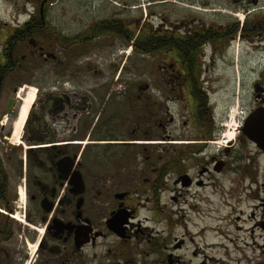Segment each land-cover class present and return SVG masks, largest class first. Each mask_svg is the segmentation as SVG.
I'll return each instance as SVG.
<instances>
[{
  "label": "flooded vegetation",
  "instance_id": "1",
  "mask_svg": "<svg viewBox=\"0 0 264 264\" xmlns=\"http://www.w3.org/2000/svg\"><path fill=\"white\" fill-rule=\"evenodd\" d=\"M25 1L0 27V264H264V148L242 131L264 87L235 127L248 163L214 141L200 58L264 55V0ZM129 52L158 56L135 97L91 57ZM211 172L249 182L219 219L192 193Z\"/></svg>",
  "mask_w": 264,
  "mask_h": 264
},
{
  "label": "rangeland",
  "instance_id": "2",
  "mask_svg": "<svg viewBox=\"0 0 264 264\" xmlns=\"http://www.w3.org/2000/svg\"><path fill=\"white\" fill-rule=\"evenodd\" d=\"M123 1L128 4L134 5L135 8H132L131 6L133 12L132 10H130L131 12H129V15H134L135 17H137L139 14L136 9L138 8L137 6L139 4V1L141 0ZM25 2V0H0V27L3 26L2 22L6 20L5 17L7 16H24L30 14L22 8V6L26 4ZM27 8L28 11L33 10V8L29 5H27ZM91 57L92 59H97L108 64H110V62L112 61V65L109 68L105 67L103 71L111 72L112 68V70L114 71V84H118V80L116 78L118 74L120 76L119 84H121L120 81L126 80L128 82L127 95L130 97H135L136 95H138L139 85L146 82L147 78L154 80L157 76V55L132 54L131 52H129V54L124 53L118 55L116 53L112 56L107 57H100L98 55ZM200 58L202 64V77L208 80V82H205V86H207L205 89L209 96L210 103L215 106L214 113L216 114V119L223 121L222 126L217 124V127L220 126L222 129L221 131H218V133L216 132L217 135L215 136L214 141H218V143L222 147L223 144L226 145L227 143H229V140L227 138L229 133L234 132V138L231 140L232 142L234 141L236 145L234 148V154L238 153L246 156L244 157L243 161H248V163H250L248 159V154L250 152L248 151L249 148H251V145L249 144V146L248 140L244 138L242 139L238 131H236L235 129L242 126L244 118L253 106L255 93L253 86L254 82L256 80H259V84H262L261 86L264 87V55H223L219 53L215 55L202 56ZM120 69H122V71L119 72ZM88 76H92V72H89ZM97 80L100 81L99 78ZM117 84H115L113 87L115 91L117 89ZM130 116L134 117L135 115L133 113H130ZM210 145L213 147L212 150L214 153L220 150H217V146H215V144ZM225 158L228 159V157ZM258 159L260 165L262 166L264 163V158L261 156ZM237 168L239 169L238 166ZM193 171L194 173H196V168H194ZM207 175L210 177V179H207ZM211 176L221 177L222 174H215L212 172L210 174H205L204 178L206 177V179H204V181L206 185L203 186L200 190H197V188H195L192 192L194 196L196 195L195 193L198 192L205 200V203L207 200L206 197H209V207L212 211L209 212V214L212 216V219H219V217H221L220 215H223L227 213V211H229V208L232 207V205L229 204L230 201H232V197L234 203L233 205L235 206L234 212L238 211V209L241 208V205L237 203L239 202L237 197L240 196L239 194H241L242 197H245L244 194L247 195L249 193L244 189L248 188L249 186L248 180L242 181L243 183L240 184H238L234 180V182L230 185L229 181L224 182L221 178L220 180L213 181V178ZM235 176H238V174ZM228 197H230V199H228ZM242 203H244V201ZM242 207L244 208V206ZM212 208H214V210H212ZM201 214L203 215V220H198V222L200 223V225H204L207 218L203 212H201ZM218 222L220 221L213 222L210 219L211 224H218Z\"/></svg>",
  "mask_w": 264,
  "mask_h": 264
},
{
  "label": "water",
  "instance_id": "3",
  "mask_svg": "<svg viewBox=\"0 0 264 264\" xmlns=\"http://www.w3.org/2000/svg\"><path fill=\"white\" fill-rule=\"evenodd\" d=\"M243 133L250 140H256L264 148V108L255 110L246 117L243 127Z\"/></svg>",
  "mask_w": 264,
  "mask_h": 264
},
{
  "label": "bare ground",
  "instance_id": "4",
  "mask_svg": "<svg viewBox=\"0 0 264 264\" xmlns=\"http://www.w3.org/2000/svg\"><path fill=\"white\" fill-rule=\"evenodd\" d=\"M35 96H36V88L30 87L29 91L27 92V94L25 95L23 99V105L20 109V114L15 124V131H21V128L26 118L28 109L30 107V104L34 101ZM227 138L229 141L232 140L234 138V132L229 133Z\"/></svg>",
  "mask_w": 264,
  "mask_h": 264
},
{
  "label": "trees",
  "instance_id": "5",
  "mask_svg": "<svg viewBox=\"0 0 264 264\" xmlns=\"http://www.w3.org/2000/svg\"><path fill=\"white\" fill-rule=\"evenodd\" d=\"M190 58H191L192 62L194 63V65L196 66V62H197L196 60H197L198 57L191 56ZM204 92H206V91H204ZM203 96H204V101H207L206 93L205 94L203 93Z\"/></svg>",
  "mask_w": 264,
  "mask_h": 264
}]
</instances>
